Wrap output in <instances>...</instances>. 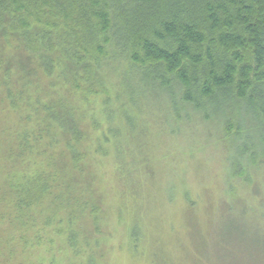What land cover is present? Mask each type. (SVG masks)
<instances>
[{
  "label": "trees",
  "instance_id": "16d2710c",
  "mask_svg": "<svg viewBox=\"0 0 264 264\" xmlns=\"http://www.w3.org/2000/svg\"><path fill=\"white\" fill-rule=\"evenodd\" d=\"M146 97L216 120L231 175L264 171V0H0V264H110L100 165L130 142L116 107L129 127ZM255 198L219 212L249 240Z\"/></svg>",
  "mask_w": 264,
  "mask_h": 264
},
{
  "label": "rangeland",
  "instance_id": "374dc122",
  "mask_svg": "<svg viewBox=\"0 0 264 264\" xmlns=\"http://www.w3.org/2000/svg\"><path fill=\"white\" fill-rule=\"evenodd\" d=\"M149 99L129 127L117 114L122 106L116 107L122 140L127 136L130 142H122L120 152L112 150L100 165L102 210L109 216L113 246L110 264H192L196 251L217 254L226 264L264 261L262 233L249 240L235 216L219 219L225 200L258 203L264 171L251 168L246 182L231 175V138L223 136L216 120L191 113L175 122L165 115L164 98ZM123 101L128 103L126 94ZM223 240L225 248L219 247Z\"/></svg>",
  "mask_w": 264,
  "mask_h": 264
}]
</instances>
